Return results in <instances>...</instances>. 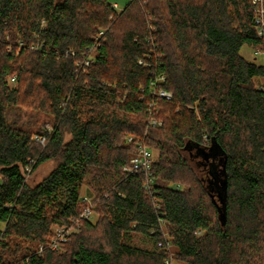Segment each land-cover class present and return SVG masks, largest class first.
I'll return each mask as SVG.
<instances>
[{
  "label": "trees",
  "instance_id": "16d2710c",
  "mask_svg": "<svg viewBox=\"0 0 264 264\" xmlns=\"http://www.w3.org/2000/svg\"><path fill=\"white\" fill-rule=\"evenodd\" d=\"M255 17L253 0H129L119 11L110 0H0V264H164L173 251L184 264H264V64L242 54L264 50ZM141 144L157 151L151 191L124 171ZM214 144L207 169L218 191L223 156L224 204L185 153ZM49 160L30 184L27 168ZM78 223L53 250L52 225Z\"/></svg>",
  "mask_w": 264,
  "mask_h": 264
},
{
  "label": "built area",
  "instance_id": "2783aa9c",
  "mask_svg": "<svg viewBox=\"0 0 264 264\" xmlns=\"http://www.w3.org/2000/svg\"><path fill=\"white\" fill-rule=\"evenodd\" d=\"M255 3V23H256V31L259 38L264 40V0H253ZM113 7L119 11V6L117 3H113ZM101 31L100 34H102ZM91 58H85L82 62L83 66H88L91 63ZM163 79V78H162ZM156 83V82H154ZM153 94L162 97L165 99H172L173 93L157 86L154 84ZM153 124H157L155 120L152 121ZM132 140V137L129 138ZM46 138L42 137L40 139L41 143L45 144ZM154 161V152L153 149L148 147L145 144L139 145L137 152L131 157L129 163L124 166V171L127 173H136L142 172L146 176V189L151 191L153 189L154 178L152 174V165ZM28 172L30 173L31 169L27 168ZM83 200L88 202V205L85 211L82 214V218H88L93 213V203L92 199L89 196H83ZM157 206V205H156ZM161 225L163 226L165 221L163 218L160 219ZM79 223L76 227H65V226H56L53 228V237L51 239V248L58 249L62 243L68 242L73 234L79 228ZM44 249V245L39 247V251L42 253ZM164 264H174L173 254L166 258Z\"/></svg>",
  "mask_w": 264,
  "mask_h": 264
},
{
  "label": "rangeland",
  "instance_id": "374dc122",
  "mask_svg": "<svg viewBox=\"0 0 264 264\" xmlns=\"http://www.w3.org/2000/svg\"><path fill=\"white\" fill-rule=\"evenodd\" d=\"M110 1L112 3H117L118 6H119V9L122 10L123 7L128 3L129 0H110ZM242 54L247 59H249L250 61H254V62L258 63V64H264V50H261V49H253V48H250L249 46H244L242 48ZM255 81L259 85H264V78H256ZM40 117L41 118H45L47 120L48 119H52L49 116H46L44 114L40 115ZM34 119L32 121H34ZM50 128H51V125H50ZM70 137H71L70 135H66V139L67 140L70 139ZM36 138H38V140L40 141V139L42 137L37 136ZM47 143H48V139L46 140L45 144L42 143V146L45 147L47 145ZM153 152H154V156L156 158L157 151L153 150ZM185 153H186V155L188 157H190L192 159V164H193L194 168H196V170H198V172L200 173V175H203L207 179L208 184H209V187H210V190H211L212 194L214 195L215 199L217 200V202L219 204L222 203L221 200H220L219 192L215 188V184H214L213 177H212V175H210V173L208 172V169H207V167L205 165V161L199 155L196 154V150L194 149V147L192 149H190V148L189 149H186L185 150ZM222 157L223 156H221V159H220L219 164H218V168H219V171H220V175H217V176L219 178L218 180L221 181V183L219 184V187L222 185L223 178H224L223 173H222V170H223V158ZM54 166H55V161L54 160H49V161H47L45 163H42L33 172L30 171V173L27 174V180H28V182L30 184L37 183L40 179H42L44 176H46L54 168ZM216 174H217V171L215 170L214 171V176ZM2 180H3V178H2V175L0 174V182H2ZM82 195L83 196L84 195L85 196H89L90 194L87 193L86 190L84 189ZM93 218H96V215H94ZM56 226H58V224L52 225V227H51L52 230ZM72 236H71V238H72ZM71 238H70V240H71ZM134 241H135V243H138L139 244L140 241H141L140 240V236H136ZM41 245H43V244H40L39 247ZM173 254H174V251H173ZM174 264H184V263L183 262H180V261H177V260H174Z\"/></svg>",
  "mask_w": 264,
  "mask_h": 264
},
{
  "label": "water",
  "instance_id": "95a60500",
  "mask_svg": "<svg viewBox=\"0 0 264 264\" xmlns=\"http://www.w3.org/2000/svg\"><path fill=\"white\" fill-rule=\"evenodd\" d=\"M197 151H198V153L200 155H202V157L205 160H209V158L211 156L213 157L215 154L220 153L221 152V148L218 145L214 144V145H212L210 147V150H206V148H204V147H199ZM225 185H226V182H225V179L223 178L222 185L219 187V190H218L219 191V195H220V200H221V202L223 204H224V199H225ZM221 215H222V213H221Z\"/></svg>",
  "mask_w": 264,
  "mask_h": 264
},
{
  "label": "flooded vegetation",
  "instance_id": "af4514ba",
  "mask_svg": "<svg viewBox=\"0 0 264 264\" xmlns=\"http://www.w3.org/2000/svg\"><path fill=\"white\" fill-rule=\"evenodd\" d=\"M196 154H199V153L196 152ZM199 156L202 157V155H200V154H199ZM217 156H218V154H215L213 157L211 156L210 160H208V161L206 160V163H205L206 167H208V168L213 167V163L216 161ZM202 159H203V157H202ZM214 167H215V165H214Z\"/></svg>",
  "mask_w": 264,
  "mask_h": 264
}]
</instances>
